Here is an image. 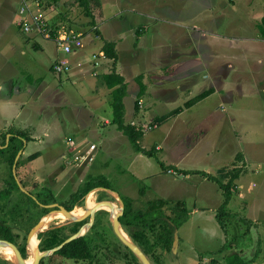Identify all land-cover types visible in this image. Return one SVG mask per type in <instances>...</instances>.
<instances>
[{"label":"rangeland","instance_id":"obj_1","mask_svg":"<svg viewBox=\"0 0 264 264\" xmlns=\"http://www.w3.org/2000/svg\"><path fill=\"white\" fill-rule=\"evenodd\" d=\"M85 1L83 5L80 0H39L37 9L53 29L75 31L83 43L75 55H69L74 70L57 75L51 69L56 55H60L55 43L42 36L21 33L15 23L16 15L12 20L10 12L14 15L19 1L9 0L10 8L0 0V147L5 148L11 134L25 135L14 170L21 190L0 200V220L8 226L14 245L24 248L27 262L28 257H33L26 243L27 234L53 209L44 212L42 204L64 206L88 175H102L116 194L103 188H94L89 194L94 192L99 202L114 201L119 211L123 208L122 198L131 201L132 213L144 211L153 199L163 198L167 204L162 213L172 217L177 212L175 202H185L188 220L176 231L172 228L173 242L160 264H197L212 258L224 264L229 255L251 260L250 264H264V164L259 152L254 151L264 150V114L259 110L264 106V97L233 88L237 79L243 81L250 76L259 85L264 83V57H249L245 50L262 47L257 46L262 40L257 27L262 0H102L103 10L97 6L100 0ZM113 40L130 49L122 51L120 46L115 60V65L117 60L121 61L126 78L124 122L143 131L139 144L153 151L152 156L137 152L127 136L111 121L105 122L113 117L110 89L98 85L95 77L107 64L111 68L113 60H101L103 67L96 69V75L82 73L88 65L86 56L90 59L91 52L99 53L101 43ZM183 67L190 79L180 81ZM217 67L221 70L217 71ZM165 69L173 71V78L167 82L156 77L165 74ZM138 76L146 77L151 85L160 81L159 85L166 86L167 91L154 104L151 99L139 98L136 110ZM187 86L191 88L190 95L185 90ZM212 87H221L222 91L216 90L207 100L192 109L186 108L187 99ZM247 105L257 113L251 118L242 113L235 115V119L231 113H241ZM177 107H182L181 114L154 124L153 117ZM234 130L244 132L239 140ZM70 141L81 154L94 144L93 161L70 163L76 157V148ZM239 147H244L251 159L247 164L242 162ZM8 157V153L0 156V189L13 173ZM171 163L211 174L224 166L238 169L236 187L222 210L226 232L216 218L223 200L219 186L198 173L182 175ZM162 164L175 170H165ZM237 186H241V193ZM21 191L39 204L29 201ZM87 195L80 197L72 210L76 206L84 208ZM114 214L107 206L97 210L84 234L90 247L107 254L93 264L133 261V253L113 231ZM55 217L60 216L45 220ZM74 223H78L76 232L85 230L89 218L78 222L66 219L39 233L60 228L71 236L76 233L71 234ZM155 226L146 234L151 242L153 236L166 231L164 225ZM121 228L128 238L133 232H144L141 226ZM38 234L37 249L46 251L39 246L42 237ZM224 245L225 249L218 253ZM154 253L161 250L155 248ZM146 255L155 264L153 256ZM3 257L0 264H12L4 253ZM47 258L43 257L39 264H87Z\"/></svg>","mask_w":264,"mask_h":264},{"label":"trees","instance_id":"obj_2","mask_svg":"<svg viewBox=\"0 0 264 264\" xmlns=\"http://www.w3.org/2000/svg\"><path fill=\"white\" fill-rule=\"evenodd\" d=\"M263 2V10H262V16L257 24L259 34L262 38H264V0ZM80 3L85 5V0H80ZM101 50L105 53L107 56V59L113 60L112 67L110 68V71L107 73H102L98 77L100 78L101 85H104L108 89H111L110 92V105L112 107L113 117L111 120V123L116 126V129L120 132H122L125 136H127L129 142L133 146V148L140 153H143L148 156H152L153 151L144 149L140 144L139 140L143 135V131L138 129L134 124H127L124 122V113H125V105L123 102V98L126 95V89L127 85L125 83L124 77L118 73L115 72V60L117 59V54L115 51V44L114 42H105ZM137 84H138V92L136 94V101H135V109L138 110V101L139 98L144 94L145 92V84L142 81L141 76L137 77ZM211 93L210 89H206L191 99L187 100L184 104L186 107H190L191 105L195 104L196 102L202 100L203 98L207 97ZM182 110V107H177L170 112L160 115L156 118H154V124L160 125L164 123L167 119L174 117L178 113H180ZM23 133L20 132L19 136L11 134L9 138V143L4 147H0V156L8 153V161L7 163L10 164L12 167L14 163V159L18 153V151L21 149L23 145V138H25V135L23 134V137L21 136ZM29 140V139H26ZM14 142H19V145H15ZM5 145V142L2 144ZM236 162L233 163L235 165ZM162 168L165 170H175L172 166H165L162 164ZM175 171H179V173L188 175L192 173H198L203 176H205L207 179L215 182L219 188L222 191L223 200L220 205V211L216 213V218L219 223V226L223 231L226 232L225 224L223 222V215L224 212L222 210L225 208V206L228 204L232 190L236 187L234 184V181L239 177L240 172H238V169H235V166L228 167H220L216 170V174H211L204 171H192V170H185V169H176ZM20 181V180H19ZM17 177L14 176L12 171L10 172V178L5 182V186L0 189V200L7 199L12 192L15 190H21L20 186L18 184ZM94 188H105L111 190V187L108 183V180L100 175V176H91L88 175L86 182H84L83 186L80 187L76 192H74L70 200L68 201V204H65L64 207L67 210H71L73 208V205L77 202V200L80 197H83L87 195L90 191H92ZM113 191V190H112ZM21 193L32 203L35 205H38L39 203L32 198L29 194H27L24 191H21ZM107 195V194H106ZM123 204V212L122 215L119 218L120 224L122 226L127 225H134V226H141V228L144 230L139 232H133L129 234L132 241L138 245L141 250L145 254H151L154 258L155 264L161 263V257L163 253L170 251L172 242H173V236H172V228L176 229L178 226L183 224L186 220H188V209L185 205V202L183 200H177L175 202V207L177 209V212L174 216H166L162 213V208L167 204V201L163 198H156L149 202L147 207L144 211L137 210L136 212L132 213V205L131 201L127 198L121 199ZM52 200H45V203H50ZM43 211L46 212L47 208L43 207ZM2 220H0V238L8 240L15 244V241L11 235V233L8 230V226H6ZM77 224L74 223L71 227V234L77 231ZM164 225L166 228V231L161 233V235L153 236V242H151L147 237V232L149 233L152 230V227H156L155 225ZM167 227H171L170 230L167 229ZM152 234V233H151ZM42 237V240L40 242V248L42 250L45 249H51L53 247L58 246L61 244L66 238H68L70 235H66L63 232H61L60 228H52L49 230H46L45 232H41L38 234ZM158 248L161 250V253L155 254L154 249ZM18 249L22 255L23 258H26L24 248L19 247ZM225 249V245L220 248L218 253L222 252ZM107 254L104 253L102 250L94 249L89 246L85 239V235L77 237L68 243L64 244L61 248L53 252L48 256L47 259L52 260L55 257L63 258L66 260H72V261H82L87 262V264H93L95 262H98L101 256H106ZM133 261L128 264H141V262L138 260V258L132 254ZM251 260H243L239 258L238 256H234L231 258V255L227 256L225 258L224 264H250ZM40 263H42V259L40 260ZM197 264H220L217 259L212 258L208 262H202L199 261Z\"/></svg>","mask_w":264,"mask_h":264},{"label":"crops","instance_id":"obj_3","mask_svg":"<svg viewBox=\"0 0 264 264\" xmlns=\"http://www.w3.org/2000/svg\"><path fill=\"white\" fill-rule=\"evenodd\" d=\"M4 1H6L7 2V5L10 7V3H9V0H4ZM18 1V0H17ZM101 1V3L99 2V5H97V6H99V8L101 9V10H103L104 8H103V5H102V0H100ZM11 8V7H10ZM262 8H263V2H262ZM10 12H11V14H12V20H14L15 19V15H17V10H16V12L14 13V15H13V13H12V11L10 10ZM10 14V15H11ZM261 16H262V14H261ZM261 18V17H260ZM21 32V31H20ZM75 32V31H74ZM22 33V32H21ZM46 39V38H45ZM102 41V40H101ZM100 41V42H101ZM104 41V40H103ZM113 42H114V44H115V50H116V54H117V52H118V50H119V48H120V46H121V49H122V51L123 50H130L129 48H128V45H123L122 43H117L115 40H113ZM261 44H262V47H261V49H249V48H246L245 50H247L248 51V56L249 57H257V59H259L260 60V56H262V58L264 57V38H262V40H261V43H258V45L257 46H261ZM89 45V44H88ZM88 45H86V48L87 49H90V47L88 46ZM103 45V43H101V46ZM100 46V47H101ZM37 47H39L38 45H37ZM85 48V47H84ZM98 51H102L101 49L100 50H98ZM92 53V52H91ZM61 55V54H60ZM59 55V56H60ZM57 56V58L59 57L58 55H56ZM117 56H118V54H117ZM86 59L89 61V59L87 58V56H86ZM118 59V58H117ZM103 60H105V59H103ZM106 60H108L107 58H106ZM105 60V61H106ZM109 61V60H108ZM110 62V61H109ZM103 63H104V61L103 62H101V67H103ZM77 65V63L76 64H74V67ZM52 66V65H51ZM86 67H87V69H86ZM91 65H90V63H88V65L86 64V66H84V69H83V72L82 73H85L87 76H90L91 74H90V71H91ZM232 68V67H231ZM51 69H52V67H51ZM71 69H73L74 70V68H72L71 67ZM217 69V71H220L219 70V68L217 67L216 68ZM110 71V68H108V64L105 66V69H104V71H99V75L100 74H102V73H107V72H109ZM183 72H181V74L182 73H186V71H187V69H185L184 67H183V70H182ZM115 72L116 73H118V74H120V75H122L123 77H124V80H125V83H126V78H125V76H124V73H123V71H122V63H121V61H119V60H117V62H116V65H115ZM189 72V71H188ZM164 73L165 74H163L162 76H156V77H158V78H162L163 77V82H167L168 80H171V78H173V75H172V73H173V71L171 70V69H165V71H164ZM184 73V75H181V76H183V77H179L178 79L180 80V81H185V80H188V79H190L189 78V76L187 75V74H185ZM98 75V76H99ZM95 77V78H97V83H98V85H101V83H100V78L99 77ZM72 77V76H71ZM93 77V76H92ZM222 77H224V76H222ZM220 78H221V76H220ZM178 80V81H179ZM211 80H213L214 81V76H211ZM142 81H143V83L145 84V92H144V94L141 96V98L142 97H145V98H147V99H151V104L153 103L154 104V102H156L157 103V101L158 100H161V99H163V94L165 95V92L167 91V89H165V87L166 86H161V85H159L160 84V81H155V82H153V84L151 85L150 83H147V80H146V77L144 78L143 77V79H142ZM138 85V84H137ZM101 86H104V85H101ZM107 88V87H106ZM221 87H217L216 89L214 88V87H212V88H207V89H210L211 90V93L208 95V97H205V98H203L202 100H200V101H198V102H196L195 104H193V105H191L190 107H186L187 109H192L194 106H196L197 104H200L201 102H203V101H205V100H207L208 98H209V96H211L212 94H214V92L216 91V90H219V91H222L221 89H220ZM233 88L234 89H237L240 93L241 92H243L244 91V94H248V95H254V94H260V95H262V97H264V83L262 84V85H259L258 83H256V80L255 81H253V79H252V76H250V78L248 79V78H246L245 77V79L243 80V81H241L240 80V78L239 79H237V81L235 82V85L233 86ZM139 89V88H138ZM185 90L187 91V94L188 95H190L191 94V88L189 87V86H187L186 88H185ZM204 90H206V89H204ZM204 90H202V91H204ZM126 91H127V89H126ZM202 91H200V92H202ZM110 92H111V89H110ZM199 92V93H200ZM230 93V91H228V93H227V96H228V94ZM198 94V93H197ZM196 94V95H197ZM218 94H219V92H218ZM135 95V94H134ZM195 96V95H194ZM193 96V97H194ZM192 98V97H191ZM191 98H189V99H191ZM111 99V98H110ZM125 99H126V95L124 96V98H123V102L125 101ZM189 99H187V100H189ZM186 100V101H187ZM185 101V102H186ZM253 101V100H252ZM254 102V101H253ZM124 104H125V102H124ZM251 106L250 105H247L242 111H239V109H236L237 111H239V112H241V113H231L233 116H234V118L236 119V117H235V115H241L242 113H243V115L244 116H247V115H249L250 116V118L252 117V114L253 113H257L256 111L255 112H252V109L253 108H250ZM215 110V108H213L212 110H211V112L213 113V111ZM260 110V112H261V114H264V106H261V108L259 109ZM183 111V109L181 110V112ZM181 112L180 113H178V114H181ZM166 113H168V112H166ZM166 113H164V114H166ZM177 114V115H178ZM176 115V116H177ZM231 115V116H232ZM264 117V116H263ZM154 118H156V117H153L152 119H154ZM264 119V118H263ZM112 120V118L110 119V120H105V122L107 123V124H110V121ZM261 126L264 128V124L262 125L261 124ZM234 132V136L239 140V136L242 134H244V132L243 131H240V130H234L233 131ZM241 138V137H240ZM242 144V143H241ZM252 145V144H251ZM244 147H239V151L238 152H241V154H243V158H242V162H246V164L248 163V162H250L251 161V159H250V157H249V155H247V152H245V149H243ZM254 151H257V152H259V157H260V160H261V164H264V150H262V149H255ZM234 157H235V155H234ZM257 165H260L259 163H256ZM171 165H173V166H175V167H177V168H179V169H184V168H180L179 166H177V165H175V164H172L171 163ZM255 165V164H254ZM167 166V165H166ZM185 170H191V169H185ZM206 172V171H205ZM183 175V174H182ZM179 176V175H178ZM185 176H187V175H185ZM241 186H237V190L239 191V193H241V188H240ZM116 193V192H115ZM239 195V194H238ZM241 195V194H240ZM234 196V195H233Z\"/></svg>","mask_w":264,"mask_h":264},{"label":"built area","instance_id":"obj_4","mask_svg":"<svg viewBox=\"0 0 264 264\" xmlns=\"http://www.w3.org/2000/svg\"><path fill=\"white\" fill-rule=\"evenodd\" d=\"M19 6L17 10L15 23L19 30L23 34L38 35L47 39H51L58 50H60L61 57L52 64V70L57 75L67 74L72 67L70 62V56L75 55L76 51L83 45L79 33L75 32H61L53 29L44 15L39 11V0H18ZM70 55V56H69ZM105 54L102 51L99 53H91V58L87 63H91V75H96L97 68L101 67V60L106 59ZM70 145L76 148L75 160L78 163H84L86 161H93L94 151L96 149L94 144L84 149L82 154L79 147L73 141H70ZM80 153L81 155H79Z\"/></svg>","mask_w":264,"mask_h":264},{"label":"water","instance_id":"obj_5","mask_svg":"<svg viewBox=\"0 0 264 264\" xmlns=\"http://www.w3.org/2000/svg\"><path fill=\"white\" fill-rule=\"evenodd\" d=\"M21 151H18V153H17V155H16V157L14 159V163H13V174H14V176H15L14 170H15L16 162H17V159H18L19 155L21 154ZM19 186H20V184H19ZM103 189L104 190H107L109 192H112V190L105 189V188H103ZM101 202H104V201H101ZM42 206L45 207V208H53L51 211H49V213H52V212H62L64 215H66L69 218V220H71L73 222H78V221L84 220L85 218H89V223L87 224V227L85 228V230H79L78 232H76L73 235H71L68 238H66L61 244H59L56 247H53L51 249H48V250L42 251V252H40L38 249H36V251L33 254V261L30 264H39L40 263V260L43 257L49 256L50 254H52L53 252H55L56 250H58L59 248H61L64 244L68 243L69 241H71V240H73V239H75L77 237L83 236L87 232V229L90 227V225L92 223V220H93V217H94V213L97 210H99V207L92 208V209H86V211L84 212V214L82 216L74 217V216H71L70 215V212L72 211V209L71 210H67L64 206H62V205H60L58 203L42 204ZM122 212H123V208L118 213L114 214L112 216V219H111L112 228H113V231H114L115 235L139 259V261L141 262V264H151L149 258L141 250V248L138 245H136L134 242H132L130 240V238H129V240H127L121 234L120 229H122V228H121V224H120L119 218L122 215ZM42 219H40L31 228V230L27 234V238H26L27 245H29L30 238L33 235H36L37 236V234L40 231L43 230L42 229V227H43V220ZM175 231H176V229H175ZM176 244H177V237L175 236L173 245L175 246ZM0 245L6 246V247L10 248L13 251V253H14V259H15V263L16 264H27L26 259L22 257L21 253L19 252V250L17 249V247L14 245V243H12V242H10L8 240H5V239H0Z\"/></svg>","mask_w":264,"mask_h":264},{"label":"bare ground","instance_id":"obj_6","mask_svg":"<svg viewBox=\"0 0 264 264\" xmlns=\"http://www.w3.org/2000/svg\"><path fill=\"white\" fill-rule=\"evenodd\" d=\"M110 193H112L114 195L116 194L114 191H112ZM84 204H85V207L84 208L81 207V206H76L70 212V215L71 216H74V217H79V216H82L84 214V212L86 211V209H92V208H96V207H99V209H101L102 207H105V206H107L109 208L111 207L114 213H118L119 212V207L117 206V204L114 201L106 200L104 202H99L97 200V197L95 196V193L94 192H91L90 194L88 193V195L86 196V201H85ZM48 215L49 216H60V217L48 218L47 220H45V218L49 217V216L46 215L42 219L43 220V227H42V229H46L48 226H50L53 223H57V222L60 223V222H64L66 219H69L62 212H52V213H49ZM120 232H121V234L123 235V237L125 239L129 240V238L125 235V233L121 229H120ZM37 244H38L37 236L36 235H33L30 238L29 245H28L29 252L31 254H34V252L36 251ZM2 252L7 256L8 260H9V263H12V264H13V262L15 263L14 253H13V251L10 248H8L6 246L0 245V257H2L4 259ZM27 259H28L27 260V264H30L33 261V257L32 256L28 257Z\"/></svg>","mask_w":264,"mask_h":264}]
</instances>
